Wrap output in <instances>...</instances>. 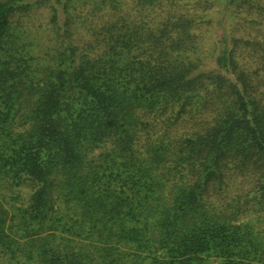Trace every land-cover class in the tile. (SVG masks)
<instances>
[{"label":"trees","instance_id":"1","mask_svg":"<svg viewBox=\"0 0 264 264\" xmlns=\"http://www.w3.org/2000/svg\"><path fill=\"white\" fill-rule=\"evenodd\" d=\"M0 264H264V0H0Z\"/></svg>","mask_w":264,"mask_h":264}]
</instances>
